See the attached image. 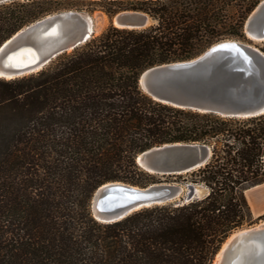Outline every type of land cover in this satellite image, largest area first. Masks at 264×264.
Returning a JSON list of instances; mask_svg holds the SVG:
<instances>
[{
  "label": "trees",
  "instance_id": "obj_1",
  "mask_svg": "<svg viewBox=\"0 0 264 264\" xmlns=\"http://www.w3.org/2000/svg\"><path fill=\"white\" fill-rule=\"evenodd\" d=\"M107 15L148 14L142 29L110 25L38 72L0 78V264H212L252 223L246 190L264 183V113L224 116L154 100L139 85L157 64L245 39L262 0H95ZM62 0L0 3V45ZM205 142L208 163L185 174L209 193L111 223L90 209L109 181L146 186L137 156L167 142Z\"/></svg>",
  "mask_w": 264,
  "mask_h": 264
},
{
  "label": "water",
  "instance_id": "obj_2",
  "mask_svg": "<svg viewBox=\"0 0 264 264\" xmlns=\"http://www.w3.org/2000/svg\"><path fill=\"white\" fill-rule=\"evenodd\" d=\"M10 1L14 0H0V3ZM91 17V12L75 9L47 14L6 39L0 45V53L9 49L34 48L38 46L36 39L43 44L41 39H46L55 25H61L68 19L77 21V27L68 39L53 37L50 40L49 51L39 59L43 61L41 70L60 54L74 50L94 36L92 31L85 28ZM151 20L142 11L122 10L111 17V24L142 29L151 25ZM245 32L251 40H264V0L248 16ZM35 64L13 70H27ZM139 85L154 100L181 108L234 117L260 115L264 113V52L244 41L226 39L191 59L147 68L139 77ZM212 154V147L205 142H167L139 153L137 163L152 174H184L204 166ZM180 187L178 183L167 182L138 186L109 181L93 193L91 213L96 220L111 223L145 207L171 202L180 204L199 197L194 183L186 184L185 195H177ZM246 229L244 232H241V228L237 229L225 239L212 264H264V249L251 257L247 254L250 244L255 243L250 240H262L264 227ZM239 231L238 235L233 236Z\"/></svg>",
  "mask_w": 264,
  "mask_h": 264
},
{
  "label": "bare ground",
  "instance_id": "obj_3",
  "mask_svg": "<svg viewBox=\"0 0 264 264\" xmlns=\"http://www.w3.org/2000/svg\"><path fill=\"white\" fill-rule=\"evenodd\" d=\"M91 14H92V17L88 19V22L86 23L85 28H88L89 32L92 31L94 35L98 30H100L106 24V22L110 18L105 12H102V11L97 12V13H91ZM86 17H88V15H86ZM76 27H77V21H75L74 19H68L61 25H55V27L51 29V31L48 33V36L46 39L42 40L40 38L41 41H44L43 44H41L36 39L37 41L36 43L38 44V46L34 48L26 47V48H19V49L17 48V49H9L5 51H1L0 53V78L13 79V78H17L18 76L24 75L26 73L39 70L43 64V61L39 60L40 56L46 54L49 51L48 47H49L50 40L53 37L55 38L59 37L60 39H63V40L68 39V37L72 35L74 31L73 29H75ZM261 40L263 39H255V41H261ZM33 63H36V64L30 68H27V70H13L14 68L24 67L26 65H30ZM180 186L181 187L177 195H181V194L185 195L187 193V188L181 184ZM182 189L184 190L183 193H182ZM195 189H196L198 196H201V192H202L201 188L198 185H195ZM149 202L150 201H148L147 203L149 204ZM140 207L141 205L138 206V208ZM254 227L255 228L264 227V220L261 223L255 225ZM246 230H247L246 228H243L241 229V232H244ZM239 233L240 231L236 232L233 236L238 235ZM250 242H255V243L250 244V249L247 251V254L249 257H251L256 252L261 253L263 251L264 236L262 237V240L253 239V240H250ZM252 248H253V251H252ZM250 264H253V263L251 262Z\"/></svg>",
  "mask_w": 264,
  "mask_h": 264
},
{
  "label": "rangeland",
  "instance_id": "obj_4",
  "mask_svg": "<svg viewBox=\"0 0 264 264\" xmlns=\"http://www.w3.org/2000/svg\"><path fill=\"white\" fill-rule=\"evenodd\" d=\"M102 5H104V3H100V2L95 1V0H62V6L65 8H63L61 10L75 9V10H82V11L85 10V11H88L91 13H97L100 11L105 12L102 10ZM61 10H59V11H61ZM111 17L112 16H109L110 19H111ZM110 19H108L106 24L100 30H98L94 34V36L102 33L105 29H107L110 25H112ZM153 22L154 21L152 19L151 24ZM237 40H241V41H244L246 43L252 44L264 52V40H261V41L251 40L248 37V35H246L245 39H237ZM69 51H71V50H69ZM48 65H46V66H48ZM29 74H32V73H26V74L18 76V77H22V76L29 75ZM185 178H187V176L184 177V175H179V174H173V175L155 174L154 180L150 181L148 185L153 184V183L167 182V183H178V184H181L184 187H186V184L190 183V182L188 179H185ZM134 185H138V184H134ZM195 185H198L202 190L201 196H199V197H202L209 192V188L207 186L200 184V183L199 184L196 183ZM138 186H142V185H138ZM248 198L250 200L251 205H253L252 206L253 211L259 212L261 209L264 208V186H259L255 190L250 192ZM263 220H264V215H262L258 218L254 217L252 223H248V224L244 225L243 227H241V229L255 226V225L261 223Z\"/></svg>",
  "mask_w": 264,
  "mask_h": 264
},
{
  "label": "crops",
  "instance_id": "obj_5",
  "mask_svg": "<svg viewBox=\"0 0 264 264\" xmlns=\"http://www.w3.org/2000/svg\"><path fill=\"white\" fill-rule=\"evenodd\" d=\"M259 186H264V183L259 184V185H257V186H254V187H251V188L247 189V190H246V196H247V198H248L250 192H252L253 190H255V189H256L257 187H259ZM248 201H249V204H250V206H251V209H252V212H253V215H254L255 218H258V217L264 215V208L261 209L259 212H255V211H253V208H252L253 205H251L249 198H248Z\"/></svg>",
  "mask_w": 264,
  "mask_h": 264
}]
</instances>
